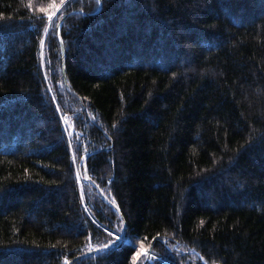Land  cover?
<instances>
[{"label":"trees","instance_id":"1","mask_svg":"<svg viewBox=\"0 0 264 264\" xmlns=\"http://www.w3.org/2000/svg\"><path fill=\"white\" fill-rule=\"evenodd\" d=\"M100 1L0 0V264H264V0Z\"/></svg>","mask_w":264,"mask_h":264},{"label":"snow or ice","instance_id":"2","mask_svg":"<svg viewBox=\"0 0 264 264\" xmlns=\"http://www.w3.org/2000/svg\"><path fill=\"white\" fill-rule=\"evenodd\" d=\"M97 3H100V0H97ZM65 4H66V0H60L59 3H56L55 0H53V2L49 3L46 8L41 7L39 9L41 13L46 14L48 21L50 22L51 26L55 28L57 33L59 32V26L58 23L53 20V17L57 15L56 10L61 9L62 6ZM60 14L62 15L63 13L61 12ZM48 30H49V24H46L44 26V32L47 33ZM39 43L42 50L44 46L43 36L41 37ZM41 56H42V52H41ZM43 65H44V60L42 58L41 67H43ZM69 135H71V133H69ZM71 147H72L71 142H69V148ZM76 151H79V145H77ZM79 159L85 160L86 156H80ZM79 178H80L79 173H77V179L79 180ZM111 203L116 204L115 199H112ZM85 211H87V208L85 209ZM117 212H119V207H117ZM103 232L106 233V238L103 241L92 243L89 238V243L86 248V251L88 252L98 253L99 254L98 259L100 261L102 262L107 261L109 257L113 256V254L122 250L123 246L127 245L128 247L123 250L131 253L130 264H141L142 257L144 256H148L149 259L155 260L157 261V264H160L161 257H158L156 255H149L151 249L145 246V240L147 239V237L136 241L125 239V234L127 233V227H126V221L124 220L122 215L118 217L115 225L111 227L105 226L103 228ZM157 236H159V234H157ZM153 239H155V237ZM132 249L135 250L133 251ZM124 260L129 261V257L125 255ZM64 264H68L67 257H65ZM110 264H119V262L111 261ZM164 264H167V261H164Z\"/></svg>","mask_w":264,"mask_h":264},{"label":"water","instance_id":"3","mask_svg":"<svg viewBox=\"0 0 264 264\" xmlns=\"http://www.w3.org/2000/svg\"><path fill=\"white\" fill-rule=\"evenodd\" d=\"M101 9V1L99 3V9L98 11ZM59 42H60V48H61V52H62V55H63V58H64V48H63V45H62V42L61 40L59 39ZM66 88L68 89V86L66 85Z\"/></svg>","mask_w":264,"mask_h":264}]
</instances>
